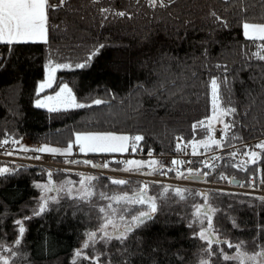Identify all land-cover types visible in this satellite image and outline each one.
<instances>
[{
  "label": "trees",
  "instance_id": "trees-1",
  "mask_svg": "<svg viewBox=\"0 0 264 264\" xmlns=\"http://www.w3.org/2000/svg\"><path fill=\"white\" fill-rule=\"evenodd\" d=\"M165 3L152 7L148 0H66L49 10L46 43H0V141L63 148L74 144L77 133L111 132L144 137L137 152L125 156L172 158L196 138L193 126L211 115L210 81L216 78L220 103L236 109L228 119L233 128L227 137H236L234 142L247 145L245 149L264 142V60L255 55H264L256 46L264 42L245 38L242 28L245 22L264 24V0ZM50 62L70 67L59 69L54 86L41 93ZM64 84L78 102L91 106L58 112L36 107L37 99ZM96 99L105 103L95 105ZM258 154L255 166L225 158L218 172L235 174L243 182L264 180V149ZM159 167L158 162L153 174ZM67 177L66 172L31 166L0 173V247L15 254L10 264H200L209 256L206 241L197 234L209 219L219 236L213 239L220 241L212 245L211 264H241L223 260L221 249L230 256L264 251V200L201 192L157 195L161 187L151 188L157 195L152 219L123 242L113 238L93 244L88 234L98 233L105 221L100 208L64 194L44 211L36 209L44 193L40 184ZM95 185L125 193L141 183L119 186L100 178ZM225 241L240 248H229Z\"/></svg>",
  "mask_w": 264,
  "mask_h": 264
},
{
  "label": "snow or ice",
  "instance_id": "snow-or-ice-1",
  "mask_svg": "<svg viewBox=\"0 0 264 264\" xmlns=\"http://www.w3.org/2000/svg\"><path fill=\"white\" fill-rule=\"evenodd\" d=\"M66 0H59V4L51 3L50 0H0V43L12 45L18 43H26V42H37L43 41L47 42L48 35V20H49V10H55L58 7L62 6ZM150 6L156 7L157 5L161 7H166L167 4L165 0H148ZM103 12L110 11L109 9H102ZM117 16H124V12L115 13ZM215 16V13H212ZM224 26H227L226 21H221ZM243 35L245 38L255 41L264 42V24H253V23H243ZM258 48L264 50V43L256 45ZM100 47H103L101 45ZM256 57L260 60H264V55L258 51L255 53ZM70 67L69 65H60L56 64L55 66L49 67L48 78L46 82L41 83L39 85V90L43 91L45 88H51L54 83V73L58 68ZM76 67L83 68L85 64H77ZM217 67H221V65H217ZM225 71H227V67L223 66ZM211 85V94H212V102H213V116L208 121V124L205 126L204 121L198 122L202 127H205V130L211 129L213 132L215 131L213 127L214 122H219L223 124L222 132L227 135L228 130L231 125L223 122V117L235 114V108H220V94H219V84L216 78H213L210 81ZM39 95V93H38ZM105 103L100 99H96L93 101V104L100 105ZM91 105H86L83 103H78L75 95L72 92V89L68 87L67 84H64L59 88V91L55 93V95H48L44 97L42 100H36V107L38 108H47L50 112H57L60 110H67L69 108H84L90 107ZM194 129L196 125L193 126ZM144 137L141 135H136L134 137H130L128 135H117L111 132L107 133H77L76 139L74 141L75 144L79 145V151L84 153H115V152H126L129 150V141L132 142L131 147L135 150L137 143L143 140ZM9 140L4 139L0 141V145H7ZM12 143H18L13 140ZM193 146V153H196L195 142H189ZM201 145L205 148L208 147L209 144H214L216 146H221V140L214 139L209 136L207 141H200ZM73 145L70 143L66 149L63 151L66 153L72 152ZM256 147L264 149V142L260 143ZM179 150V145H177ZM27 151L28 149H24ZM34 151L39 152H50L57 153L60 152V149L57 148H49L47 146L41 147L39 149H33ZM7 155H11V152H5ZM231 155L235 156L236 153L233 152ZM251 157L253 163L259 158V154L255 151L251 152ZM39 159V157H36ZM86 164H90V161H84ZM130 167L124 169V171L128 172H139V170L144 167V162L130 160L126 162ZM153 165L157 163V161L151 162ZM173 164L180 165L183 164V161L173 160ZM93 167H97V165H92ZM211 167V165H207ZM102 167L107 168L108 164L105 163ZM7 168L0 169V173L7 172ZM191 172V169H189ZM207 175V173H205ZM89 180L94 179L93 177H89ZM264 182V181H262ZM112 184L123 186L130 183V181L125 179H112ZM44 187L46 192L54 191V188H49L47 186ZM148 185L145 183L144 186L138 191H134L132 195H129L127 192L118 195L109 196L105 192H100L99 197L102 199H108L114 201L117 204L123 203L124 205H131L130 208H127L126 211L132 212L133 208H137V211L132 212L131 223L123 222L121 224H117L114 219L110 218L107 213H105L104 208H100V212L105 213L104 220L105 223L101 225L99 232L101 233L100 239L105 243L110 242L113 238L123 242L127 239V234L131 233L135 227H139L144 224L146 220H150L153 218V214L157 211L156 197L148 196ZM177 194H180L181 190H176ZM68 192H71V189H68ZM96 195L93 191L85 190L84 195L81 196V199H90L92 196ZM264 199V198H262ZM47 203V200L44 202ZM146 205V207H144ZM139 206V207H137ZM108 208L112 209V212H117V209L112 208V205L109 204ZM40 211H44V205L41 206ZM120 220L124 221L123 215L120 216ZM17 223H20L19 221ZM111 227L113 229L112 232L108 231V228ZM24 228L20 227V233L23 234ZM198 237L206 241L205 251L208 253L209 258H204L201 260L200 264H211L210 257L214 255L212 251V245L214 243H220L218 240H214L213 237L215 235L212 230L211 219L208 220L207 229L200 231ZM88 240L91 243L95 244L97 242V233L92 232L88 234ZM228 245L229 248H240V245L233 246L229 242H223ZM85 248L89 247V243L86 242L84 244ZM220 255L223 260L231 261L236 260L240 261L241 264H247V261H253L258 264L256 261L257 255H264V251L257 253L256 255L247 256L246 253L241 252L237 256H230L223 252V250H219ZM77 256H80L81 253L77 252ZM87 258V257H86ZM3 264H8V260L4 258ZM98 264V260H97Z\"/></svg>",
  "mask_w": 264,
  "mask_h": 264
},
{
  "label": "rangeland",
  "instance_id": "rangeland-1",
  "mask_svg": "<svg viewBox=\"0 0 264 264\" xmlns=\"http://www.w3.org/2000/svg\"><path fill=\"white\" fill-rule=\"evenodd\" d=\"M37 42H39V41H37ZM26 43H28V42H26ZM59 69H61V68H58L55 71V73H54V83H53L52 87L55 84L56 74H57ZM48 72H49V67L47 68V71H46V78L41 83L46 82V80L48 78ZM68 87L70 88V86H68ZM48 89H50V88H45L43 91H40L39 88H38L39 92H41V93H44ZM55 93L44 94L39 99L42 100L44 97H46L48 95H55ZM78 103H80V102H78ZM83 104H85V103H83ZM86 105H90V104H86ZM219 107L220 108H224L222 103L219 104ZM42 109L48 110L47 108H42ZM77 109H80V108H69L67 110H77ZM62 110H60V111H62ZM212 116H213V102L211 101V115L202 120V121H204L205 126L208 124V121L212 118ZM231 116H232V114L224 116L223 117V122L224 123H228V119L231 118ZM228 124L231 125V127L229 129V130H231L233 128V124L232 123H228ZM213 127L215 129L214 132L211 129L205 130V127H202L199 123L196 124L195 132H196L197 136L191 142H195V147H196V153L197 154H195V155L193 154L191 157L197 156L198 158L197 157L193 158L192 162L196 161V164H199V163H202V160L205 159V162H214V163L221 164L222 162H226L225 158H227V160H228L230 158V156H233V155H231L233 152L236 153V155L233 156V157H235V159H238L241 162H245L242 159L244 157H246L247 155L250 158H252L251 157V152H253V151H255L257 153L260 152V148L256 147L258 145L256 143H252L249 148L245 149L247 147V145H245V144H241L240 145L239 143L234 142L236 140V137H227V135H225L222 132V129H223V124L222 123L214 122L213 123ZM117 135H122V134H117ZM209 136L213 137L214 139L221 140V142H222L221 146H216L214 144H209L208 147L205 148L203 145H201L199 143L202 140L203 141H207ZM25 144H26V146L30 145V142L27 141V142H25ZM131 144H132V142L129 141V150L126 151V152L95 153V154H119V155H122L125 159H124V163H123V166L121 167V169L115 168V167H107L105 169H103V168L101 169L100 167H102L103 164L102 165H97V163L95 162V158H94L93 153H91V152H88V153L80 152L79 151V145H77L75 143L72 144L73 147H72V152L71 153H66V152L63 151L67 147L60 148V147H55V146H47L49 148L60 149L61 151L57 152V153L40 152L41 154H43L41 156L45 157L44 159H42V158L37 159L36 157H38V155H36L33 152V150H31V151H29V150L20 151L21 150L20 149L21 144L18 145L16 143V147L17 148H16V150L12 149L11 158L12 159L13 158L14 159L26 158L27 159L26 161H29V162L38 161V160H40V161L44 160V162H53V161L57 162L58 161L57 159H60L59 157H57V155H59L61 157L62 156H66V157L67 156H71V157L65 158L66 163L63 161L64 165H62L61 169H63V170L65 169L67 171H74V170L80 169L79 171L67 173L68 177L65 178L64 180H58V181H55L53 183L47 182V183H44V184H40V187L41 186H47L49 188H54L55 190L51 191V192H46L44 187H42L43 190H44V193H43V195H42V197L40 199L42 204L39 203L40 205L36 208L38 210H40L42 205H44V208H46L51 203L58 202L59 199L61 198V196H63L64 194H67V195H69L72 198H78L81 202L86 203L89 206L96 207V208H104L105 209V213H107L110 218L114 219L117 224H121V223H123L125 221L128 222V223H131L132 222L131 221L132 212L137 211V208H133L132 212H128V211H126V209L130 208L131 205H124L123 203L117 204L114 201L100 198L99 197V193L100 192H105L109 196L123 194L120 191L119 192H108V191H103V190H100L99 188H97V186L95 185V181L97 179H100V178H110L111 180L112 179H125V180L130 181V183H132V184H135L136 182L139 184V182H140L141 185L136 191L141 189L144 186V184L146 183L148 185V189H149L148 192H147V195L156 197V202H157V195H161L162 193L163 194H169L172 197H174V196L175 197H184L187 194H189L190 192H200V191L196 190L197 188H199L198 185L191 184V183L186 185L185 183H183V181H182V183H179L178 181H177L178 182L177 183L175 181V182H171V183L166 182L164 184H159L158 182H155L152 178L149 177L150 176L149 174L155 173L153 171V169L158 167V162H160V161L158 159L152 157L151 155H148L147 157L136 156V155L125 156L127 153H129L131 151L133 153L137 152L138 143H137V146H136L135 150L132 149ZM190 146L192 148V153H193V146L191 144H190ZM31 147H32V149L34 148V146H31ZM35 147H38V149H39L40 147H44V145H39L38 144ZM189 150H190V148H189ZM25 153L27 155H25ZM77 154L85 155V156L84 157H78ZM86 154H90V156L86 155ZM168 159H169L168 156H164L163 157V160L167 161ZM194 159H196V160H194ZM130 160L142 161V162H144V167H142L139 170V172L124 171V169L130 167L126 163L127 161H130ZM173 160H178V159H173ZM84 161H90L91 163L90 164H86V163H84ZM152 161H157V163L155 165H153L151 163ZM179 161H181V160H179ZM229 161H231V160H229ZM92 165H97V167H93ZM16 167H23V166H16ZM16 167L12 166V165H9V164H3V163L0 162V169L7 168L8 169L7 172L11 171L13 168H16ZM43 168H44V166H43ZM47 171L49 172V170H47ZM50 173H52V172H50ZM55 173H58V172H55ZM202 173L205 175L204 172H202ZM192 175H197V174L188 173L187 177L188 176L190 177ZM89 177H93L94 179L89 180L88 179ZM182 178H183L182 180H186V175L183 174ZM193 181H198V180H193ZM193 181H191V182H193ZM159 182H162V181H159ZM200 186H204V185H200ZM152 187H161L162 191L160 190L157 195L156 194L154 195L153 194V189H151ZM68 189H71L70 193L68 192ZM178 189L181 190L180 194H177L176 190H178ZM85 190L93 191V192L96 193V195L92 196L90 199H81L80 197L84 195ZM203 192H205L206 194H203ZM127 193L129 195L133 194V192H127ZM201 193L203 195H206V196H208V194H218V195H229V196L240 197V198L259 199L254 194H251V195L247 196V195H243V194L236 193V192H233V191H226V190H222V189L218 190V189H212V188L211 189L203 188V191ZM45 200H47L46 204L44 203ZM259 200H262V199H259ZM109 204L112 205V208L117 209V212L113 213L112 209L107 207ZM137 207H139V206H137ZM144 207H146V205ZM214 212H217V211H214ZM214 212L212 214H215ZM105 213H104V216H105ZM121 215H123L124 221L120 220V216ZM203 218H204L203 216L200 217L201 223L206 221ZM104 223H105V221H104ZM205 228L207 229L206 225H205ZM212 230L214 231V229H212ZM108 231L112 232L113 229L111 227H109ZM100 235H101V233L98 232L97 233V242L103 241V240H101L99 238ZM214 237L217 238L219 236L217 234H215ZM87 240H88V237H87ZM89 242H91V241H89ZM247 256H252V255L247 254ZM14 257H15V254H12V255L9 256V255H7V252L2 247H0V264H3L4 258H6L8 260V264H10L11 259L14 258ZM256 261H258V264H264V256L257 255L256 256ZM247 264H256V262L247 261Z\"/></svg>",
  "mask_w": 264,
  "mask_h": 264
},
{
  "label": "built area",
  "instance_id": "built-area-1",
  "mask_svg": "<svg viewBox=\"0 0 264 264\" xmlns=\"http://www.w3.org/2000/svg\"><path fill=\"white\" fill-rule=\"evenodd\" d=\"M182 146V145H181ZM180 146V148H181ZM16 146L14 143H10L9 145H5L3 147L0 148V162L3 164H9L12 166H31V167H43L47 170H51V171H55V172H66V173H71V172H75V171H79L78 170H74V171H67V170H63L61 169L62 165H64L63 163L65 161V159H55L57 162H44V160H38V161H33V162H29L26 161V158H18V159H12L11 155H7L5 154V152H11L12 153V149L15 150ZM185 152H181L178 153V155L173 156L172 158H169L167 161L160 159V167L158 168V171L156 174H149L150 178H152L155 182H158L159 184H164L166 182H179V183H185L187 184H195L198 185L199 188H197L196 190L198 191H203V188H207V189H218V190H226V191H233L236 193H240L243 195H251L254 194L255 196H257V198L262 199L264 198V181L263 179L259 178V177H252L249 179V181L247 182H243L242 180H240V184L239 185H234L233 184V180L235 179H239L235 176V174H228L225 172H218L219 169V164L218 163H214V162H205V159L202 160V163L193 165L196 162H192L194 157H191V150H189L188 146H185V148H181V150H184ZM36 155H38L39 158L44 159V156H41L43 154H41L39 151H33ZM2 153V154H1ZM78 157H81L80 155H78ZM186 157V158H185ZM76 158V157H75ZM95 158V162L97 163V165H104L105 163L108 164V167H112V165L117 164L118 162H122L124 163V157L122 155H96L94 156ZM173 159H178L183 161V164L180 165H176L172 163ZM242 160H244L245 162H249L251 161V158L247 155L246 157H244ZM61 161V162H60ZM64 161V162H63ZM207 165H211V167L207 166ZM101 169H105L104 167H100ZM169 169L171 171L174 172L173 177L169 176ZM189 169H191V172L189 171ZM202 172L207 173V175H204ZM188 173L190 174H197L203 176L205 179L203 181H193L189 176L187 177ZM185 174L186 175V180H182V175ZM162 181V182H159ZM193 181V182H191ZM177 182V183H178ZM200 185H204V186H200ZM264 200V199H262Z\"/></svg>",
  "mask_w": 264,
  "mask_h": 264
},
{
  "label": "water",
  "instance_id": "water-1",
  "mask_svg": "<svg viewBox=\"0 0 264 264\" xmlns=\"http://www.w3.org/2000/svg\"><path fill=\"white\" fill-rule=\"evenodd\" d=\"M260 162V156H259V158L255 161V163H253V162H251V164H250V166H255V165H257L258 163ZM191 177V179H193V180H198V181H203L205 178L203 177V176H201V175H192V176H190ZM233 184L234 185H239L240 184V180L239 179H235V180H233ZM203 194H206L205 192H203Z\"/></svg>",
  "mask_w": 264,
  "mask_h": 264
},
{
  "label": "crops",
  "instance_id": "crops-1",
  "mask_svg": "<svg viewBox=\"0 0 264 264\" xmlns=\"http://www.w3.org/2000/svg\"><path fill=\"white\" fill-rule=\"evenodd\" d=\"M47 39H48V35H47ZM19 145V144H18ZM41 148V147H40ZM20 151H23L24 149H28V150H31L32 149V147H31V145H27L26 146V144L25 143H23V144H21V146H20ZM33 149H38V147H35L34 146V148ZM19 151V152H20ZM93 154H95V153H93ZM25 155H27L26 153H25ZM86 155H89V154H86ZM56 156V155H55ZM73 156V155H72ZM57 157H59V158H61V159H65V158H68V157H71V156H59V155H57ZM49 172H55V171H51V170H49Z\"/></svg>",
  "mask_w": 264,
  "mask_h": 264
}]
</instances>
